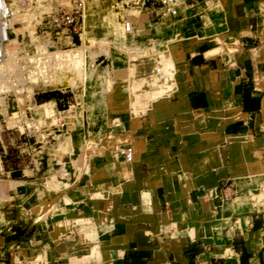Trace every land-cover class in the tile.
<instances>
[{
	"label": "crops",
	"instance_id": "crops-1",
	"mask_svg": "<svg viewBox=\"0 0 264 264\" xmlns=\"http://www.w3.org/2000/svg\"><path fill=\"white\" fill-rule=\"evenodd\" d=\"M134 2L53 35L89 81L0 100V264H264V0Z\"/></svg>",
	"mask_w": 264,
	"mask_h": 264
},
{
	"label": "rangeland",
	"instance_id": "rangeland-1",
	"mask_svg": "<svg viewBox=\"0 0 264 264\" xmlns=\"http://www.w3.org/2000/svg\"><path fill=\"white\" fill-rule=\"evenodd\" d=\"M69 1L17 0L14 3L17 10L10 21V39L6 46L9 61L0 63V100L5 98L22 104L35 89L65 84L76 89L91 79V71L83 57L81 61L75 56L76 49L72 48L75 45L57 43L55 32L46 27L49 15L57 6H66ZM83 2L85 12L77 30L85 40L84 48L98 50L102 45L98 37L103 36V31L98 30L114 22V13L105 8L103 0ZM134 5V0H124L128 13L133 11ZM39 77L50 78L52 83L34 82Z\"/></svg>",
	"mask_w": 264,
	"mask_h": 264
},
{
	"label": "built area",
	"instance_id": "built-area-1",
	"mask_svg": "<svg viewBox=\"0 0 264 264\" xmlns=\"http://www.w3.org/2000/svg\"><path fill=\"white\" fill-rule=\"evenodd\" d=\"M10 0H0V62L4 57V43L7 39L6 30L11 15L9 7ZM165 13L174 14L181 0H157ZM84 2L83 0H70L66 6L60 5L49 15L46 27L57 32H66L70 27L80 28L83 21ZM124 28L129 29V21L123 22ZM126 159L130 158V148L124 149Z\"/></svg>",
	"mask_w": 264,
	"mask_h": 264
},
{
	"label": "bare ground",
	"instance_id": "bare-ground-1",
	"mask_svg": "<svg viewBox=\"0 0 264 264\" xmlns=\"http://www.w3.org/2000/svg\"><path fill=\"white\" fill-rule=\"evenodd\" d=\"M11 1L12 0L9 1V7L10 8H11ZM84 12H85V8H84ZM11 16H12V10H11V15H10L9 22H8V28L6 30L7 39H6L5 43H4V57H3V59H2V61L0 63L4 62L5 58H6V45H7L8 41H9V39H10V30H11V22L10 21H11Z\"/></svg>",
	"mask_w": 264,
	"mask_h": 264
}]
</instances>
